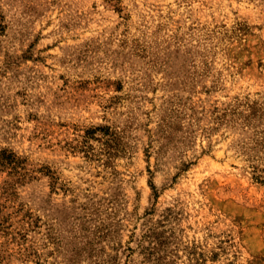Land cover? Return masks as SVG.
Listing matches in <instances>:
<instances>
[{
	"label": "rangeland",
	"instance_id": "1",
	"mask_svg": "<svg viewBox=\"0 0 264 264\" xmlns=\"http://www.w3.org/2000/svg\"><path fill=\"white\" fill-rule=\"evenodd\" d=\"M0 264H264V0H0Z\"/></svg>",
	"mask_w": 264,
	"mask_h": 264
}]
</instances>
